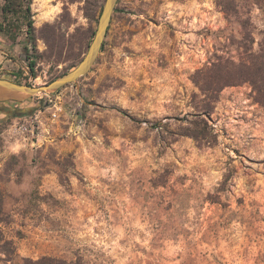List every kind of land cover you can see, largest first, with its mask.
<instances>
[{
	"label": "rangeland",
	"instance_id": "374dc122",
	"mask_svg": "<svg viewBox=\"0 0 264 264\" xmlns=\"http://www.w3.org/2000/svg\"><path fill=\"white\" fill-rule=\"evenodd\" d=\"M105 2L33 0L36 47L0 32V77L40 86L75 69ZM244 14L258 41L262 12ZM241 33L215 0H119L87 75L0 103V264H264V108L252 87L222 91L215 145L176 134L203 104L193 75L238 61ZM39 111L30 137L17 121Z\"/></svg>",
	"mask_w": 264,
	"mask_h": 264
},
{
	"label": "trees",
	"instance_id": "16d2710c",
	"mask_svg": "<svg viewBox=\"0 0 264 264\" xmlns=\"http://www.w3.org/2000/svg\"><path fill=\"white\" fill-rule=\"evenodd\" d=\"M32 2L33 0H5L2 9L4 22L0 23V32L5 33L13 41H16L21 33L26 32L29 38L28 45L32 44L36 47ZM215 4L227 18L234 16L241 25L242 39L239 45L241 52L238 61L232 58L217 57L216 60L198 69L193 75V83L203 96V104L197 114L178 119L187 123L188 126L183 132L176 134L190 137L201 146H213L218 142L219 134L210 125L209 119L215 109V104L219 101L220 95L226 87L249 84L252 87L255 102L264 108V0H215ZM250 6L257 7L262 12L263 29L260 31L258 41L252 18L244 14V9ZM26 57L31 59L29 54ZM34 68L35 63L30 62L32 72H34ZM16 83L22 84L19 80ZM25 85L32 86L27 82ZM15 116L28 115L19 113ZM154 126L165 130V126H162L161 123H156ZM231 177L232 174L230 173L226 176L225 181H230ZM2 241L0 236V242ZM5 244H9V241H5ZM22 264L86 263L81 260L78 263H69L56 257L43 256L38 260L22 259Z\"/></svg>",
	"mask_w": 264,
	"mask_h": 264
},
{
	"label": "water",
	"instance_id": "95a60500",
	"mask_svg": "<svg viewBox=\"0 0 264 264\" xmlns=\"http://www.w3.org/2000/svg\"><path fill=\"white\" fill-rule=\"evenodd\" d=\"M118 2L119 0H106L99 19L95 38L90 45L88 53L75 69L51 83L40 86L19 84L7 78H0V81L7 82L9 84L7 86H0V103H22L40 94L55 93L87 75L102 52Z\"/></svg>",
	"mask_w": 264,
	"mask_h": 264
},
{
	"label": "built area",
	"instance_id": "2783aa9c",
	"mask_svg": "<svg viewBox=\"0 0 264 264\" xmlns=\"http://www.w3.org/2000/svg\"><path fill=\"white\" fill-rule=\"evenodd\" d=\"M56 110L52 113L53 119H57L61 112H62V107L58 106V104H56L55 106ZM40 115H41V111H39L38 113H35V115L30 116L29 119H19L17 122L18 124H20L21 122H27L28 125H26L25 123H23V125H20L19 129L23 131V133H26L28 136L30 137H34L36 134V130L39 128V124L40 122ZM82 122L80 121L78 123L77 126H75V124H73L72 126V130L76 129V130H80L82 128Z\"/></svg>",
	"mask_w": 264,
	"mask_h": 264
},
{
	"label": "bare ground",
	"instance_id": "6f19581e",
	"mask_svg": "<svg viewBox=\"0 0 264 264\" xmlns=\"http://www.w3.org/2000/svg\"><path fill=\"white\" fill-rule=\"evenodd\" d=\"M9 85L7 82L0 81V86H7Z\"/></svg>",
	"mask_w": 264,
	"mask_h": 264
}]
</instances>
